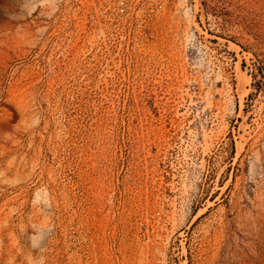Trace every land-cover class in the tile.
<instances>
[{
  "label": "rangeland",
  "instance_id": "rangeland-1",
  "mask_svg": "<svg viewBox=\"0 0 264 264\" xmlns=\"http://www.w3.org/2000/svg\"><path fill=\"white\" fill-rule=\"evenodd\" d=\"M0 264H264V0H0Z\"/></svg>",
  "mask_w": 264,
  "mask_h": 264
}]
</instances>
